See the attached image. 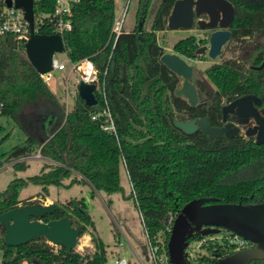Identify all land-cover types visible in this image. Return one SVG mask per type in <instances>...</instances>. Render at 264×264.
<instances>
[{"label":"trees","instance_id":"1","mask_svg":"<svg viewBox=\"0 0 264 264\" xmlns=\"http://www.w3.org/2000/svg\"><path fill=\"white\" fill-rule=\"evenodd\" d=\"M230 1L234 6L230 29L241 53L213 63L205 72L216 85V102L221 95L252 94L264 103V65L253 67L264 59V0ZM173 2L160 0L146 28L151 0H137L136 24L115 36V0L70 1L71 28L61 34L64 51L69 61L93 60L105 99L97 86L95 104H86L77 91L69 112L27 59L24 44L10 36L0 37L2 114L25 135L22 143L10 149L7 160H14L15 169H25L21 157L39 153L50 159L42 161L38 173L13 177L0 190V213L20 204V191L30 182L41 185L30 197L45 196L51 184L77 182L87 183L93 193L122 190L119 168L124 164L131 183L129 197L134 199L144 230L168 252L171 221L192 198L215 196L220 202L245 204L264 201V142L240 135L210 137L200 128L186 133L174 124L179 111L192 114L198 110L203 115L205 109L202 105L190 107L175 95L179 77L160 61L164 48L157 32L167 28ZM55 3L35 0L39 32L54 33ZM195 39L193 35L181 38L173 47L192 56ZM106 106L114 131L102 127L105 116L92 117ZM3 164L0 159V167ZM26 202L41 201L33 198ZM56 203L57 209L41 219L72 217L80 235L89 232L93 251L72 249L67 253L64 246H55L44 237L6 245L5 226L0 222L1 264H107L105 242L94 230L87 231L93 221L83 198ZM202 238L199 250L190 257L191 264H211L236 250L225 237L211 239L199 232L188 234L186 241ZM250 245L248 241L244 247ZM250 264H264V259H253Z\"/></svg>","mask_w":264,"mask_h":264},{"label":"water","instance_id":"2","mask_svg":"<svg viewBox=\"0 0 264 264\" xmlns=\"http://www.w3.org/2000/svg\"><path fill=\"white\" fill-rule=\"evenodd\" d=\"M35 0H15V5L22 7L25 18L29 22L30 36L24 44L26 57L38 73L52 69V58L55 52L64 50L62 36L57 33H41L34 31ZM205 13L207 18L200 17ZM199 27L222 28L215 29L210 34L208 54L215 57L221 52L222 44L229 38V26L234 17V6L230 0H174L167 17V27L176 29L191 27L194 17ZM172 72L182 77L180 86L174 89L177 96L183 95L191 105L197 102L196 88L189 80L192 66L179 55L164 52L160 56ZM262 62L255 66L261 68ZM54 73L60 71L53 69ZM94 84L78 81L77 91L86 104H95ZM250 97L244 96L231 103L234 106L241 101L250 103ZM255 100H257L255 98ZM240 111V110H239ZM241 114H253L254 110L240 111ZM263 124L257 135L258 143L264 142V119L258 118ZM174 124L186 133H191L199 127L210 137H218L222 132L231 136L236 128H230L227 123L223 128L211 126L206 118L197 120H174ZM54 201L49 203L27 202L0 213V222L5 226L3 240L6 245L16 246L32 239L44 237L54 245H62L67 253L78 243L79 228L70 216H61L47 221L41 219L45 213L57 209ZM194 225L216 226L230 230L253 243L251 246L236 249L211 264H250L253 259H264V201L257 203L220 202L215 196H201L186 202L174 216L167 240V251L171 264H190L185 255V238Z\"/></svg>","mask_w":264,"mask_h":264},{"label":"rangeland","instance_id":"3","mask_svg":"<svg viewBox=\"0 0 264 264\" xmlns=\"http://www.w3.org/2000/svg\"><path fill=\"white\" fill-rule=\"evenodd\" d=\"M160 0H151L148 14L145 20V27L149 28L154 12ZM125 0H115L116 7H122ZM137 0H129L127 4V13L123 24V29L131 30L136 24V11ZM210 30H198L196 27L189 28H177V29H165V31H159L158 41L164 45V50L169 51L171 44L176 35H187L188 32H193L196 37L207 35ZM249 51V48L245 49ZM241 53V51H239ZM243 53V51H242ZM245 53V52H244ZM231 47L223 49L220 55L211 59L205 53L200 60L188 59L194 67L195 74L198 77L203 76L204 69L213 62H219L222 58L232 55ZM54 57L57 60L64 62L66 68L59 73H54L53 70L50 73V77L47 80V85L51 90L56 92L59 101L64 106V111H71L72 104L75 101L77 93V74L73 75L68 73L69 59L66 52L58 51L54 53ZM30 124L31 119H30ZM25 135L21 129L14 123V121L0 114V159L4 164L0 167V190H3L7 183L16 176L27 177L29 175L38 173L42 164V159L37 157H25L24 165L25 169H15L12 166L14 160H7L10 149L24 141ZM68 182V178L64 179ZM119 182L122 185V190L114 192H106L103 190L92 192V189L87 183L77 182L70 186L65 185H48L49 199H52L55 203H67L71 198H83L87 212L93 221V227L88 226V230L92 229L101 237L106 244L107 261L112 260L117 256H125L130 261L129 264H141V261L145 264H152L149 255V248L146 233L140 218V213L134 204L133 197H129L131 192V183L129 181L127 171L124 164L119 168ZM41 190V185L29 183L24 187L19 194V198L22 199L20 204L25 203L27 200L38 198L39 201L46 200L48 193L45 196H33ZM27 203V202H26ZM199 234L208 236L211 239L227 238L229 233L224 231L221 227L197 225L196 229ZM197 232V233H198ZM201 232V233H200ZM89 233V232H88ZM90 235V234H89ZM192 235V234H190ZM159 239L162 241L164 235L161 234ZM85 240V235H80L78 243L74 249L80 252H92L94 246L90 237ZM204 240H185V252L191 254V252H197L198 246ZM87 242V243H86ZM57 246V245H55ZM2 249L0 248V264L2 263ZM27 261H24L26 263Z\"/></svg>","mask_w":264,"mask_h":264},{"label":"built area","instance_id":"4","mask_svg":"<svg viewBox=\"0 0 264 264\" xmlns=\"http://www.w3.org/2000/svg\"><path fill=\"white\" fill-rule=\"evenodd\" d=\"M70 1L71 0H56L55 3V8L53 11V16L55 18L54 32H57L60 35L65 30L71 28ZM128 2L129 0H125L122 7L115 6V15L112 24V32L114 33L115 36H117L122 30H124L123 24L127 13ZM36 22H37V18L34 14V31L39 32L38 28L36 27ZM5 36H10L11 38L16 39L23 44H25L26 40L30 36L29 22L25 18L24 10L22 9V7L15 5V0H0V37H5ZM54 68L61 71L64 68H66V64L64 62L57 60V58H55L53 55L52 69L44 73H39V75L45 82H47V80L49 79L50 73ZM70 73H73V75L77 74V78H76L77 83L78 81L83 80L85 82L93 83L94 87L96 86L97 88L99 87L105 99L104 87L103 85L99 86L97 84L99 80L95 73L94 62L91 58L83 57L77 61H69L68 75ZM3 109H4V102L0 100V114H2ZM99 116H105V122L102 123V127L104 129L113 130V131L115 130L113 120L107 106L102 111L92 115L93 118ZM36 154L38 155L39 153ZM28 156L30 157L32 155H28ZM28 156H24L19 159H24L25 157ZM196 226L197 225L192 226L188 234H194L198 232L192 230L193 228L196 229ZM146 237H147L149 255L152 264H171L169 260L168 252L164 250L163 246L157 242H152L148 237L147 233H146ZM227 239L229 240L230 243L235 245L236 249L243 248L248 242V240L244 239L243 237L235 233L233 234L229 233ZM194 253L195 252H191V254L186 255L185 252L186 258L189 263H190V257L193 256ZM129 263L130 261L127 260L125 256H117L112 260L107 261V264H129ZM141 264H145V263L141 261Z\"/></svg>","mask_w":264,"mask_h":264},{"label":"flooded vegetation","instance_id":"5","mask_svg":"<svg viewBox=\"0 0 264 264\" xmlns=\"http://www.w3.org/2000/svg\"><path fill=\"white\" fill-rule=\"evenodd\" d=\"M200 17L207 18V15L205 13H203L200 15ZM196 18H197V16L194 17L193 25L191 27H188V28L191 29L192 27H196L198 30H207L208 29V30H210L209 33L207 35H204L201 37H196V35L193 32H188L187 35H185V36H183V35L181 36V34H178L173 39L170 50L169 51L164 50V52H171V53H175V54L179 55L181 58L186 60V62L188 64H190L191 66H192V64L190 63V61L188 59L200 60V59H202V56L205 55V53L207 54L208 57H210L208 54V51L210 48V34L213 30L218 29V28H222L218 25L214 26V27L201 28L196 23ZM230 26H231V24L229 26L225 27V28L230 30V36L222 44L221 52L223 51V49L230 46L231 52H233V54L230 56L222 58L219 62H221L223 59H226V58L236 57L240 51L239 43L236 42V40L234 38H232ZM180 28H184V27H180ZM166 29H170V28L167 27ZM191 35L195 36V38H196L195 40H196V44H197V46L194 48V52H193L192 56L186 55L185 53H181L180 51L174 49L173 46L179 39L185 38V37L191 36ZM163 48H164V45H163ZM245 49H247V48H245ZM221 52L219 54H217L216 56L220 55ZM215 57H213V58L210 57V58L214 59ZM213 63H218V62H213ZM213 63L209 64L207 67H209ZM255 66H257V65H253L254 68H256ZM205 69L203 71V73H204L203 76L198 77V76H196L194 67L192 66V75L189 78L190 82L192 84H194V86L196 88L197 102L194 105H191L185 96H183V95L178 96L181 99H184L190 107H194V106L198 107V106L202 105L203 107L202 106L201 107L203 109H205V110H203V111H205V114L199 115L198 110H196L192 114H187V113L183 112L184 111L183 110V111H179L180 112V116H179L180 118L177 117L175 120H191V119L197 120L198 118L204 117V118H206V120L208 121V123L211 126L218 127V128H223L227 123H229L230 128H236V132L234 134H232L231 136L240 135L245 139H252L253 141H257L258 130L263 125L258 120V118L260 117V118L264 119V103L262 102V100L256 95L241 94V95H235L233 97H226L224 95H221L219 101L216 102V99L214 98V94L216 93L217 88H216L215 83H213L208 78V76L205 72ZM178 77H179V81H178V84L176 87L180 86L182 83V80H183L182 77H180V76H178ZM244 96L250 97L249 101H250L251 105H248V103H246V102L242 103L241 101H239L234 106H231L232 102H234V101H236L239 98L244 97ZM255 98L257 100H255ZM250 109L254 110L253 114L244 115V114L240 113V111H246V110H250ZM198 128L199 127H197V129ZM222 135L226 136L223 132L220 136H222ZM231 136H226V137H231ZM251 245H253L252 242H251Z\"/></svg>","mask_w":264,"mask_h":264},{"label":"crops","instance_id":"6","mask_svg":"<svg viewBox=\"0 0 264 264\" xmlns=\"http://www.w3.org/2000/svg\"><path fill=\"white\" fill-rule=\"evenodd\" d=\"M66 55H67V54H66ZM70 74H71V73H70ZM72 74H73V73H72ZM67 75H68V73H67ZM52 91L56 94V92H55L54 90H52ZM73 104H74V103H73ZM73 104H72V107H73ZM72 107H71V109H72ZM71 109H70V110H71ZM31 157H37V158H40V159H42V161L45 160V159L50 160V159H48V158H46V157H43V156H41V155H39V154H38V155H37V154L32 155V156H30V158H31ZM35 193H36V192H35ZM47 193H48L47 198H46V200H42V201H41L42 203H49V202L52 201V199H49V196H50V195H49V192H47ZM83 234L85 235V238H86V237L88 238V236L90 237V235H89L88 232H84ZM83 234H82V235H83Z\"/></svg>","mask_w":264,"mask_h":264},{"label":"bare ground","instance_id":"7","mask_svg":"<svg viewBox=\"0 0 264 264\" xmlns=\"http://www.w3.org/2000/svg\"><path fill=\"white\" fill-rule=\"evenodd\" d=\"M87 240H88V238L86 237L84 241H87ZM86 243H87V242H86Z\"/></svg>","mask_w":264,"mask_h":264}]
</instances>
